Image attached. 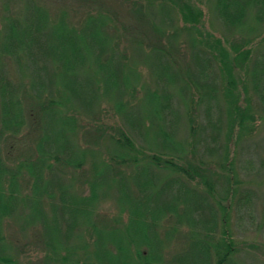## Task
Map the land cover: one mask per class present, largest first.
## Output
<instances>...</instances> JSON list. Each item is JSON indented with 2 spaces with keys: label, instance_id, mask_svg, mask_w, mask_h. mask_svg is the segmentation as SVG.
I'll list each match as a JSON object with an SVG mask.
<instances>
[{
  "label": "trees",
  "instance_id": "16d2710c",
  "mask_svg": "<svg viewBox=\"0 0 264 264\" xmlns=\"http://www.w3.org/2000/svg\"><path fill=\"white\" fill-rule=\"evenodd\" d=\"M28 3L0 48V264L20 247L38 253L27 264H233L227 197L247 193L226 172L234 135L257 126L238 83L264 0H215L222 36L193 0Z\"/></svg>",
  "mask_w": 264,
  "mask_h": 264
},
{
  "label": "rangeland",
  "instance_id": "374dc122",
  "mask_svg": "<svg viewBox=\"0 0 264 264\" xmlns=\"http://www.w3.org/2000/svg\"><path fill=\"white\" fill-rule=\"evenodd\" d=\"M29 0H0V48L4 46L5 36L9 33V19L10 20H21L20 23H26L24 19L25 14L28 9ZM84 3H83V2ZM65 0L62 2L60 0H34L39 5L48 9L51 13H56L61 9L59 6L64 3L67 5L68 10H75V13L85 12L90 8H93V4L102 2V0ZM107 2H112L111 4L119 5L120 1L123 0H103ZM197 6L202 8L205 12V22L208 30H211L215 35L222 36L224 32V26L218 20L215 11V0H193ZM82 4H84L82 6ZM71 5V6H70ZM64 11V10H63ZM62 12V11H60ZM75 17V16H74ZM79 16L76 20L78 21ZM74 18V21H76ZM253 23V21H251ZM260 36L254 39L253 44L250 48H253V55L247 61V65L244 68V85L238 83L241 93V103L244 108L249 107L250 114H254L256 120V128L253 127L252 131H246L238 137V133L234 135V139L231 144L230 159L233 162V171H228L226 174L228 176H235L236 182L232 183L231 188L235 191L238 190L237 198L244 193H247L246 199L241 202L238 206L236 200L231 195L227 197L229 204V218H228V229L230 230L231 238L236 243L238 252L233 255V264H264V112L261 109V103L259 102L257 94L254 93L252 89V78L253 70L256 61L260 60L262 52L264 51V22L262 26L259 27ZM3 51H0V56H3ZM7 56V55H5ZM139 72L141 71V62L138 63ZM147 81L149 82L150 76L146 72ZM147 83V82H146ZM221 83V82H219ZM182 86V83L179 85ZM245 87H249L248 92L245 91ZM178 86L174 88V93L177 98L176 106L182 114L185 113L189 102L188 99L185 100L178 94ZM193 90V89H192ZM194 91V90H193ZM251 98V102H250ZM223 100V98H222ZM224 104V102H222ZM225 105V104H224ZM251 114V115H252ZM223 118L227 117L225 108L223 109ZM227 130L224 129L222 133L221 140L226 138ZM179 137L185 140L189 137V127L187 124V119L183 116L182 122L180 124ZM224 141V140H223ZM200 191H204L203 186H199ZM217 190L220 194H223L224 184L219 182L216 185ZM84 192L87 194L89 189L84 186ZM249 197V201L247 200ZM111 204L104 205L102 210L109 211L113 208L110 207ZM117 209L116 206H114ZM222 214L219 215V218ZM172 225V223H170ZM180 227V226H179ZM10 227H7V233L12 234ZM184 230V229H183ZM221 228L219 232H221ZM220 236V233L218 234ZM219 238V237H218ZM231 239V240H232ZM176 241L174 242L175 246ZM171 247V246H170ZM33 248V246H29ZM26 250V252H23ZM18 261L21 264H27L30 262L28 255H31V260H33V255L37 256V252H30L28 249L19 248ZM15 254H17L15 252Z\"/></svg>",
  "mask_w": 264,
  "mask_h": 264
}]
</instances>
